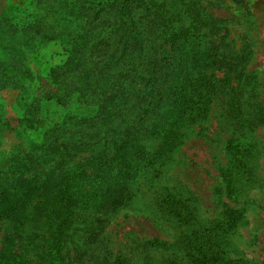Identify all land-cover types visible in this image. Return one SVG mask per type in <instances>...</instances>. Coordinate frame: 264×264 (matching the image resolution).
<instances>
[{"label":"trees","instance_id":"obj_1","mask_svg":"<svg viewBox=\"0 0 264 264\" xmlns=\"http://www.w3.org/2000/svg\"><path fill=\"white\" fill-rule=\"evenodd\" d=\"M29 6L0 20V92L16 93L13 105L23 113L11 128L0 106V136L24 135L26 143L12 146L0 172V222L8 231L0 264H29L27 254L38 264H63L68 245L78 255L96 251L100 215L123 204L130 181L163 176L228 84L215 73L228 72L234 56L222 37L209 40L214 21L201 0H30ZM48 43L60 46L66 60L33 86L27 57ZM237 65L233 76L244 83ZM234 94L226 104L241 124L250 104ZM41 102L61 106L60 119L41 118ZM255 107L254 123H264V109ZM224 184L231 197L232 180L225 176ZM172 201L167 196L166 208ZM168 213L179 222L191 219L183 204ZM241 217L225 208L220 220L232 229ZM222 226L181 240L182 264H237L223 250ZM143 245L134 254L166 247L157 240ZM169 257L173 263L178 256ZM113 264L138 263L119 251Z\"/></svg>","mask_w":264,"mask_h":264},{"label":"rangeland","instance_id":"obj_2","mask_svg":"<svg viewBox=\"0 0 264 264\" xmlns=\"http://www.w3.org/2000/svg\"><path fill=\"white\" fill-rule=\"evenodd\" d=\"M29 3L30 0H0V20L29 9ZM201 3L206 19L214 21V26L208 28L209 40L218 44L214 38L222 37L234 56L225 69L228 72L215 73L219 78L226 75L228 84L210 105L206 119L187 132L163 168V176L152 181H130L123 204L100 215L104 223L96 251L78 255L68 245L62 252L63 264H113L119 251L134 256L138 264H182L179 260L182 251L176 250L179 242L191 232H203L222 224L218 236H226L222 247L230 260L237 264H264V123H254L252 114L255 106L264 109V0L241 3L201 0ZM65 60L60 46L52 43L40 46L37 53L27 57L35 75L33 86ZM235 64L242 68L244 83L233 76L231 69ZM232 94L240 95L243 103L250 104L241 124L226 104ZM15 96L10 91L0 92V106L11 128H18L16 120L23 114L13 105ZM60 111L61 106H54L53 102H41L39 116L56 121L60 119ZM19 127L18 133L23 130ZM23 138L24 135L2 133L0 172L9 163L12 146L18 142L26 144ZM225 176L232 180L231 197L224 192ZM167 196L174 199L169 208L165 205ZM173 204H183L191 212L189 223L179 222L168 213ZM225 208L241 213V220L232 229L227 220H220ZM6 228L0 222V245L8 232ZM77 238L78 235L73 240ZM151 240L166 247L134 254L136 250H145L144 242ZM170 253L178 256L173 263ZM26 257L29 264H38L28 254Z\"/></svg>","mask_w":264,"mask_h":264}]
</instances>
